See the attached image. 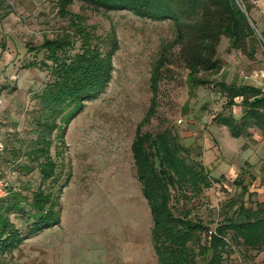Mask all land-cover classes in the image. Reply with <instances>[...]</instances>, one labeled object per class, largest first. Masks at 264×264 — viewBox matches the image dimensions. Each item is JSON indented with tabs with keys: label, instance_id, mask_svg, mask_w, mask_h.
<instances>
[{
	"label": "rangeland",
	"instance_id": "374dc122",
	"mask_svg": "<svg viewBox=\"0 0 264 264\" xmlns=\"http://www.w3.org/2000/svg\"><path fill=\"white\" fill-rule=\"evenodd\" d=\"M246 2L257 30L239 49L221 36L217 57L222 69L205 76L264 89V0ZM80 7L76 2L71 10L84 15L98 34L116 31L119 50L114 55L113 78L68 128L67 150L63 159H57L62 181L71 172L61 196L60 225L0 255V264H158L151 240V212L136 177L131 143L153 96L152 67L162 44L175 38L176 27L172 21L154 22L125 11L96 13ZM67 25L57 14L56 0H0V153L6 154L4 147L13 133L29 139L31 99L47 80L46 70L24 68L43 58L42 53L27 52V47L55 38ZM171 56L158 82L156 111L142 129L155 134L169 127L186 155L201 162L212 177H224L199 196L184 201L176 193L171 202L175 214L189 211L211 231L237 209L236 177L255 194L251 201L245 195L246 206L255 208L256 201L264 202V133L250 129L247 137H232L213 118L229 113L239 118L241 107H225V96L210 85L198 86L191 93L178 47ZM0 171L10 185L19 182V172L11 162L0 160ZM29 177L38 183L36 173L22 180ZM14 221L23 232L28 231L24 218ZM231 250L230 260L235 264H264V250H246L234 242Z\"/></svg>",
	"mask_w": 264,
	"mask_h": 264
},
{
	"label": "trees",
	"instance_id": "16d2710c",
	"mask_svg": "<svg viewBox=\"0 0 264 264\" xmlns=\"http://www.w3.org/2000/svg\"><path fill=\"white\" fill-rule=\"evenodd\" d=\"M76 2L81 3V10L125 11L154 22L172 21L176 27L175 38L162 44L152 67L153 96L131 143L136 177L151 212V240L158 264H235L230 260L232 242L246 250H264V202L256 201L255 208L246 206L245 195L251 201L255 194L239 177L233 181L240 189L237 209L214 230L190 216L189 211L175 214L171 202L176 193L188 201L224 177H212L201 162L186 155L169 127L155 134L142 129L156 111L158 82L178 47L188 70L186 82L191 93L198 86L210 85L225 96V107H241L239 118L231 113L218 114L214 121L234 138L247 137L250 129L264 133V90L211 81L205 76L222 69L217 57L221 36L239 49L257 30L246 0H56L58 16L68 21L66 29L38 46L27 47V52L35 56L42 53L43 58L28 62L24 68L47 71L43 88L31 99L29 139L13 133L4 147L6 154L0 153V160L11 162L20 175L16 176L19 182L10 185L0 171L8 191L0 200V255L17 250L32 235L60 225L61 196L71 172L62 181L63 170L57 172V159H63L67 150L68 128L85 104L104 93L113 78L114 55L119 50L116 31L112 28L108 34H98L84 15L72 12ZM9 143L12 147L7 148ZM34 173L38 183L31 177L22 180V176ZM17 217L26 220L27 232L14 221Z\"/></svg>",
	"mask_w": 264,
	"mask_h": 264
},
{
	"label": "built area",
	"instance_id": "2783aa9c",
	"mask_svg": "<svg viewBox=\"0 0 264 264\" xmlns=\"http://www.w3.org/2000/svg\"><path fill=\"white\" fill-rule=\"evenodd\" d=\"M8 195V191L5 187L4 180L0 177V200Z\"/></svg>",
	"mask_w": 264,
	"mask_h": 264
},
{
	"label": "water",
	"instance_id": "95a60500",
	"mask_svg": "<svg viewBox=\"0 0 264 264\" xmlns=\"http://www.w3.org/2000/svg\"><path fill=\"white\" fill-rule=\"evenodd\" d=\"M248 21L251 23V20L250 19H248Z\"/></svg>",
	"mask_w": 264,
	"mask_h": 264
},
{
	"label": "crops",
	"instance_id": "0c3cea01",
	"mask_svg": "<svg viewBox=\"0 0 264 264\" xmlns=\"http://www.w3.org/2000/svg\"><path fill=\"white\" fill-rule=\"evenodd\" d=\"M262 90H264V89H262Z\"/></svg>",
	"mask_w": 264,
	"mask_h": 264
}]
</instances>
